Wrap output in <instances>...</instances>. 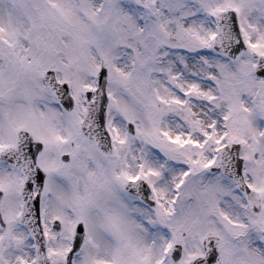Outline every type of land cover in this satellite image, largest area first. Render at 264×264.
I'll use <instances>...</instances> for the list:
<instances>
[{"label": "snow or ice", "instance_id": "snow-or-ice-1", "mask_svg": "<svg viewBox=\"0 0 264 264\" xmlns=\"http://www.w3.org/2000/svg\"><path fill=\"white\" fill-rule=\"evenodd\" d=\"M0 264H264V0H0Z\"/></svg>", "mask_w": 264, "mask_h": 264}]
</instances>
